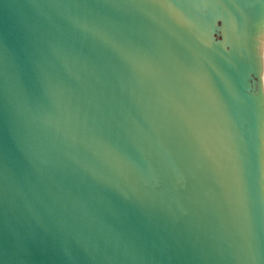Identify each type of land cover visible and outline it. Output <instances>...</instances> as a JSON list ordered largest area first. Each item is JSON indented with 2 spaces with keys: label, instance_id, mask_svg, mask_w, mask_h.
<instances>
[{
  "label": "water",
  "instance_id": "obj_1",
  "mask_svg": "<svg viewBox=\"0 0 264 264\" xmlns=\"http://www.w3.org/2000/svg\"><path fill=\"white\" fill-rule=\"evenodd\" d=\"M0 264H264V0H0Z\"/></svg>",
  "mask_w": 264,
  "mask_h": 264
}]
</instances>
